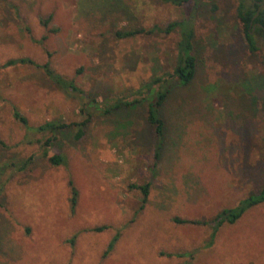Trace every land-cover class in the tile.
Returning <instances> with one entry per match:
<instances>
[{"label":"rangeland","instance_id":"rangeland-1","mask_svg":"<svg viewBox=\"0 0 264 264\" xmlns=\"http://www.w3.org/2000/svg\"><path fill=\"white\" fill-rule=\"evenodd\" d=\"M238 4L200 0L195 11L165 0H0V264H264V203L223 225L211 247L209 225L174 221L210 219L264 182V62L248 49ZM192 13L197 76L163 108L167 137L157 160L145 107L154 90H140L173 71L180 31L116 32ZM256 40L264 49V38ZM23 56L50 61L82 92L66 91L38 66H2ZM82 107L92 114L85 135L66 131L53 143L67 159L59 166L42 156L52 134L27 131L14 116L18 109L32 127L71 123L88 117ZM146 181L140 208L142 194L129 185ZM187 252L194 256L177 255Z\"/></svg>","mask_w":264,"mask_h":264},{"label":"trees","instance_id":"trees-1","mask_svg":"<svg viewBox=\"0 0 264 264\" xmlns=\"http://www.w3.org/2000/svg\"><path fill=\"white\" fill-rule=\"evenodd\" d=\"M172 2L179 7H185L188 5L193 6L194 10L197 11L200 8V0H165ZM260 0H239L237 7L238 18L240 20L241 29L244 33L248 49L251 53L255 55H260L264 62V49L261 45L258 44L256 36L264 38V8H262L260 14H258ZM124 9V6L121 3V11ZM219 6L215 4L213 6V11H217ZM53 15L49 14L48 16L41 17V23L45 27H49L52 21ZM124 18V17H123ZM195 13L190 14L189 16L184 17L180 20L169 21L166 25L153 24L150 28L144 26H134L130 30H121L117 31L116 35L120 38L134 37L137 34H152V33H170L175 29L180 31V39L177 43V59L176 64L174 65L173 71H166L162 74L155 75L151 81L146 82L143 87H141L140 93H148L151 90H154L153 97L146 104V120L149 125L152 127L155 142L154 150L156 159L161 157L162 150L164 149L167 137V127L166 120L163 116V108L165 107L171 93L178 85L190 86L196 76L198 68V56L196 54V32H195ZM254 25L256 27L254 28ZM56 31V28H53V31ZM16 65H34L41 67L44 70L45 75L50 78L56 85L65 89L66 91L72 92H82V90L76 86V83L73 79H68L59 72H57L51 65L50 61L45 62L44 64L37 63L33 58L23 56L17 58H11L5 61L2 66H16ZM157 86V87H156ZM258 99L262 102V107L264 110V91L258 92ZM143 101V100H140ZM139 102L138 99L133 102L124 103L125 106H130L132 108L134 103ZM117 108L120 104L117 103ZM84 112L85 116H88L85 120L68 123L60 119H51L45 123L32 127L29 125L27 117H25L18 109H14V116L19 120L27 131H38L46 134H52L48 137L42 144L43 154L47 158L48 162L53 166L64 165L67 161L66 156L60 151L54 149V141L57 140L59 133H65L66 131H71V134L74 140H79L85 135V129L88 127V124L92 118V114L89 113L88 108L82 107L81 112ZM0 145L6 146L7 144L0 136ZM31 162L29 158L22 165L23 168ZM72 194L71 197V206L75 208L77 205V200L79 196V190L74 186L73 182L70 181ZM130 189H138L142 194L141 206L144 208L145 204L148 201L150 194L151 183L146 181L142 184H130ZM264 203V182L261 190L258 193L252 192L250 195L242 199L235 206L224 207L220 210L214 217L210 219H183L175 217L174 221L178 224H197V225H209L212 228L209 239L207 240L205 247H211L214 243L217 232L221 227L227 223H235L239 221L247 211L253 207ZM106 226H96L94 230L103 231ZM116 236L112 239L109 244L108 251L112 250L117 241ZM178 256H194L192 253H179Z\"/></svg>","mask_w":264,"mask_h":264},{"label":"water","instance_id":"water-1","mask_svg":"<svg viewBox=\"0 0 264 264\" xmlns=\"http://www.w3.org/2000/svg\"><path fill=\"white\" fill-rule=\"evenodd\" d=\"M262 8H264V3H263V4H261V6H260V8H259V11H258V14H257L255 17H257V16L260 14V12H261ZM254 28H255V26H254Z\"/></svg>","mask_w":264,"mask_h":264},{"label":"flooded vegetation","instance_id":"flooded-vegetation-1","mask_svg":"<svg viewBox=\"0 0 264 264\" xmlns=\"http://www.w3.org/2000/svg\"><path fill=\"white\" fill-rule=\"evenodd\" d=\"M258 3H260V6H261V4L264 3V0H260V1H258ZM254 26L256 27V25H254Z\"/></svg>","mask_w":264,"mask_h":264}]
</instances>
